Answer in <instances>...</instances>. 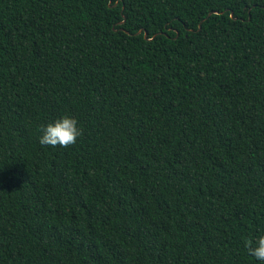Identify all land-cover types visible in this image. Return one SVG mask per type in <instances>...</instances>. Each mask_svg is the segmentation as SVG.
I'll use <instances>...</instances> for the list:
<instances>
[{
  "label": "trees",
  "instance_id": "16d2710c",
  "mask_svg": "<svg viewBox=\"0 0 264 264\" xmlns=\"http://www.w3.org/2000/svg\"><path fill=\"white\" fill-rule=\"evenodd\" d=\"M259 235L264 0H0V264H264Z\"/></svg>",
  "mask_w": 264,
  "mask_h": 264
},
{
  "label": "clouds",
  "instance_id": "9594fccd",
  "mask_svg": "<svg viewBox=\"0 0 264 264\" xmlns=\"http://www.w3.org/2000/svg\"><path fill=\"white\" fill-rule=\"evenodd\" d=\"M78 121L71 116H63L54 122L42 126L39 143L43 146L67 148L74 145L77 138L83 134L82 128L78 127ZM244 246L248 253L257 260L264 261V235L253 239H245Z\"/></svg>",
  "mask_w": 264,
  "mask_h": 264
},
{
  "label": "water",
  "instance_id": "95a60500",
  "mask_svg": "<svg viewBox=\"0 0 264 264\" xmlns=\"http://www.w3.org/2000/svg\"><path fill=\"white\" fill-rule=\"evenodd\" d=\"M230 15H232V13ZM139 32H140V30L138 31V33ZM144 37L147 38V33L146 32H144Z\"/></svg>",
  "mask_w": 264,
  "mask_h": 264
}]
</instances>
